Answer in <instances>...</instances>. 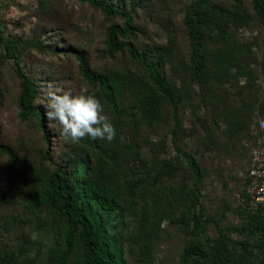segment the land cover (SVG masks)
I'll list each match as a JSON object with an SVG mask.
<instances>
[{
  "label": "trees",
  "instance_id": "trees-1",
  "mask_svg": "<svg viewBox=\"0 0 264 264\" xmlns=\"http://www.w3.org/2000/svg\"><path fill=\"white\" fill-rule=\"evenodd\" d=\"M73 1L89 5L105 18L121 20L120 25H112L105 32L106 53L112 56L125 51L137 70L136 74L135 70L131 73L114 68L93 70L85 63L82 52L64 50L76 60L88 92L101 99L116 136L112 142L87 137L79 143L70 142L61 160L54 163L49 157L51 136L44 113L34 104L37 87L19 67L16 69L19 120L34 121L45 147L42 159L52 164V171L45 178L36 176L38 185L31 189L27 201L32 212L42 205L55 219L54 223L51 219L49 222L56 238L47 247V264H128L124 258L125 241L138 247L137 264H153L152 246L163 222L176 225L183 235L177 264H264V203L249 210L243 186L239 226L220 227L216 221L205 218L199 207L203 172L193 155L183 149L195 130L185 128L178 118L181 96L197 97L201 107L212 112L206 122L197 112L200 106L189 105V115L202 134L198 138L200 147L214 154L224 148L229 150L223 151L228 157L247 160L249 147L264 136V130H258L257 119L254 122V113L264 120V93L256 85V72L264 73V53L258 60L254 54L255 40L242 42L229 33L230 29L236 32L246 27L244 16L237 8L230 12L214 5L212 0H192L182 20L190 47L186 64L183 57L177 59L172 52L170 30L166 46L153 51L136 48L134 8L125 9L102 0ZM251 7L257 21L263 23L262 0H251ZM0 46L3 59L16 60L14 39L0 35ZM49 49L54 51V47ZM166 68H171L179 78V87L169 81ZM229 88L234 89L231 96L239 98L237 105L229 99ZM166 108L170 114L166 134L178 159H158L159 148L166 147V140L151 142L146 133L139 131L140 127L154 131L167 123ZM119 118L128 119L131 127L125 133V142L120 141L124 133ZM220 125L224 140L233 144L240 138L249 140L248 148L229 149L225 143H217L213 135ZM141 147L149 149L151 157H143ZM0 151L19 170L24 167L8 148L0 146ZM179 176L175 187L169 185ZM246 182L247 173L244 185ZM126 217L128 225L123 223ZM125 227L130 229L128 236L123 233ZM209 227L214 229L213 238L206 235ZM231 234L244 239L232 240ZM25 251L21 248L15 254L6 246L0 247V264H17ZM26 264L35 262L28 260Z\"/></svg>",
  "mask_w": 264,
  "mask_h": 264
},
{
  "label": "rangeland",
  "instance_id": "rangeland-1",
  "mask_svg": "<svg viewBox=\"0 0 264 264\" xmlns=\"http://www.w3.org/2000/svg\"><path fill=\"white\" fill-rule=\"evenodd\" d=\"M102 1L110 5L119 4L125 9L134 8L132 24L137 31L133 37V44L138 50L153 51L154 48L166 46L167 31L170 30L172 32L170 46L175 58L183 57L186 64L189 63V40L182 20L185 9L192 0ZM212 2L230 12H234L237 8L239 14L244 16L246 27L236 32L230 29L229 33L234 39L242 42L255 40L254 54L260 60L264 53V18L263 23L257 21L258 16L251 7V0H212ZM262 3L264 11V0ZM0 22L2 38H11L17 42L16 60L3 59V50L0 46V146L8 148L24 164L19 170L10 157L0 151V247L6 246L15 254L18 253V249H26L25 254L18 258L17 264H26L28 260H33L35 264H47V247L56 238L51 230L53 226H50L49 222L51 219L54 223L55 219H52L42 205L32 212L28 208L27 201L31 189L38 185L36 176L45 178L52 171V164L42 159L45 147L34 121L19 120L17 107L19 79L16 69L19 67L35 83L38 93L34 104L44 113L43 91L49 84L71 90L74 95L79 94L82 89L88 90V86L84 84L78 72L76 60L64 50L74 49L82 52L85 63L93 70L114 68L131 70V73L135 70L136 74L137 67L125 51L114 53L112 56L106 53L105 32L112 25H120L121 20L105 18L98 10L87 4L73 0H0ZM49 47H54V51ZM166 72L169 81L179 87L180 80L172 69L166 68ZM258 72H256V85L260 88V92L264 93V73ZM235 73L236 70H233L231 76L234 77ZM242 82L239 81L240 84ZM193 90H197L196 86H193ZM231 94H234V89L229 88V99L237 105L239 98ZM182 97L179 102L178 118L182 120L185 128L195 130L188 139L186 148L183 149L193 155L203 172L200 210L205 218L216 221L220 227L239 226L242 219L239 210L242 202L240 193L243 192L248 155L264 136L257 138L255 145L249 147L247 160L245 157L226 156L223 151L229 152V150L224 148H219L217 154L207 152L200 147L198 138L202 134L193 117L189 115V105L200 106L197 112L206 122H209L212 112L202 108L197 97L193 99ZM166 111H168L165 117L167 123L161 124L154 131L143 127L138 129L146 133L151 142L166 140V147L159 148L158 159L168 157L178 159L166 134L170 127L169 109L166 108ZM44 120L51 136L49 157L52 162L58 163L71 141H65L61 137L58 123L52 127L45 116ZM255 120L258 122L260 119L254 113V122ZM119 122L123 125L122 133H124L120 141L125 142L123 138L126 139L125 133L129 132L131 127L128 119L119 118ZM221 128L222 125L213 135L217 143H225L229 149L248 148L249 140L240 138L235 144L224 140L220 135ZM140 151L143 157H151L146 147H141ZM180 178L177 177L169 185L175 187ZM36 217H39V220ZM123 223L128 225L129 219L124 218ZM108 230H111L110 227ZM123 233L125 236L130 235V229L125 227ZM206 235L208 238L215 237L214 229L209 227ZM229 237L232 240L244 239L236 234H231ZM182 239L183 235L176 225L163 222L158 240L152 246L153 264H177L178 255L183 247ZM125 245L124 258L127 263L137 264L135 259L139 255L138 247L127 241Z\"/></svg>",
  "mask_w": 264,
  "mask_h": 264
},
{
  "label": "clouds",
  "instance_id": "clouds-1",
  "mask_svg": "<svg viewBox=\"0 0 264 264\" xmlns=\"http://www.w3.org/2000/svg\"><path fill=\"white\" fill-rule=\"evenodd\" d=\"M43 97L44 116L50 126L59 124L65 141L79 143L86 137L108 142L115 139L116 129L105 114L101 99L94 93L82 89L74 95L71 90L49 84L43 91Z\"/></svg>",
  "mask_w": 264,
  "mask_h": 264
},
{
  "label": "built area",
  "instance_id": "built-area-1",
  "mask_svg": "<svg viewBox=\"0 0 264 264\" xmlns=\"http://www.w3.org/2000/svg\"><path fill=\"white\" fill-rule=\"evenodd\" d=\"M257 125L260 131L264 130V120H259ZM244 194L249 210H256L264 203V138L258 141L249 154Z\"/></svg>",
  "mask_w": 264,
  "mask_h": 264
}]
</instances>
